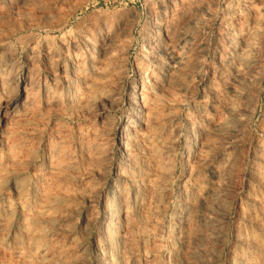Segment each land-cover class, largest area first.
<instances>
[{
  "label": "rangeland",
  "instance_id": "374dc122",
  "mask_svg": "<svg viewBox=\"0 0 264 264\" xmlns=\"http://www.w3.org/2000/svg\"><path fill=\"white\" fill-rule=\"evenodd\" d=\"M5 36L0 264H264V0H0Z\"/></svg>",
  "mask_w": 264,
  "mask_h": 264
},
{
  "label": "bare ground",
  "instance_id": "6f19581e",
  "mask_svg": "<svg viewBox=\"0 0 264 264\" xmlns=\"http://www.w3.org/2000/svg\"><path fill=\"white\" fill-rule=\"evenodd\" d=\"M70 21V19H67L66 21H64V23L63 24H60V25H58V26H54V27H52V28H50V32L52 31V32H58V31H63L64 29H65V26H66V24L68 23ZM108 27V26H107ZM64 32V31H63ZM62 32V33H63ZM53 34V33H52ZM10 36V35H9ZM54 37V36H53ZM60 37V36H59ZM6 39V36L5 37H2V38H0V42L2 43L4 40ZM11 39V38H10ZM64 39V38H63ZM61 41V40H60ZM59 41V42H60ZM65 41V40H64ZM5 42H7V41H5ZM48 42V41H47ZM60 43H63V42H60ZM68 43V42H67ZM48 44V43H47ZM64 44V43H63ZM62 45V44H61ZM3 46V45H2ZM48 46V45H47ZM60 46V45H59ZM65 46V45H64ZM1 48V47H0ZM50 49V48H49ZM54 49V48H53ZM63 49V48H62ZM48 50V49H47ZM49 51V50H48ZM167 51V50H166ZM169 51V50H168ZM10 52V51H9ZM55 52V51H54ZM49 53V52H48ZM47 53V54H48ZM58 53V52H57ZM73 53V52H72ZM77 54V53H76ZM169 54V53H168ZM173 54V53H172ZM4 55V54H3ZM50 56V55H49ZM55 56H56V54H55ZM3 57V56H2ZM8 57H10L9 55H8ZM53 58V57H52ZM77 58V57H76ZM170 58L173 60V58H172V56H170ZM54 59H55V57H54ZM9 60H11V59H9ZM8 60V61H9ZM71 60H72V58H71ZM2 61V60H1ZM7 61V62H8ZM48 61V60H47ZM174 61V60H173ZM13 62V61H12ZM49 62V61H48ZM61 62V61H60ZM52 63V62H51ZM50 63V64H51ZM48 64V63H47ZM55 64H57V62L55 63ZM61 64V63H60ZM98 64V63H97ZM1 65V64H0ZM12 65V64H11ZM61 66H63V65H61ZM173 66H174V64H173ZM108 67V64H106L105 66H102V64H101V66H99V68L100 69H106ZM175 67V66H174ZM3 68V67H2ZM5 68V67H4ZM72 68H73V66H72ZM77 69H78V67H76ZM1 69V68H0ZM174 69V68H173ZM9 70V69H8ZM69 70V69H68ZM2 71H3V69H2ZM73 73H74V71H75V69H73V70H71ZM72 73V74H73ZM82 73V72H81ZM74 75H77L76 73L74 74ZM144 75V74H143ZM78 76V75H77ZM1 77V76H0ZM64 78H65V76H64ZM75 78V77H74ZM5 79V78H4ZM62 79V78H61ZM71 79V78H70ZM7 80V79H6ZM9 80V79H8ZM11 80H13V79H11ZM10 80V81H11ZM15 80V79H14ZM37 80V79H36ZM35 80V78L33 79V73L32 72H29V74L27 75H24V76H20V77H18L17 78V81L19 82V86H20V88L21 89H25V91L24 92H26V99L24 100V103L22 102V104L21 105H25V102H26V105H27V102L31 99V90H33V89H31L34 85H35V83L37 82ZM75 80V79H74ZM9 81V82H10ZM16 81V82H17ZM45 81H47V80H45ZM66 80H64V82H65ZM71 81H73V80H71ZM70 81V82H71ZM139 81H141V85H142V89H141V91H139L138 89L136 90V94H135V96H134V99H131V101H130V109H129V111L130 112H132V114L131 113H129V115L130 116H128V126H127V128H126V130L123 132L122 131V134L119 136L120 137V146H121V148H127L128 147V143H129V138L132 136L131 135V131H130V127L132 126V124L131 123H133V122H135V121H137L138 123H140V125H141V123H143L144 122V118H146V117H149V115H150V109L148 110L147 108H146V106L148 105V103H149V101H150V98H149V95L151 94L150 92V94L148 95L146 92H145V85H146V79L144 78V76H142V75H140V77H138L137 78V80H136V83H137V85H139ZM39 82V81H38ZM58 82H60V81H58ZM1 83H3L2 81H1ZM0 83V84H1ZM45 84H44V86H43V91H44V93H45V95H46V93H48L49 92V85L46 83V82H44ZM61 83V82H60ZM73 83V82H72ZM148 83H150V82H148ZM75 84V83H74ZM81 84V83H80ZM2 85V84H1ZM42 85V84H41ZM40 85V86H41ZM68 85H69V83H68ZM73 85V84H72ZM98 85V84H97ZM100 85V84H99ZM98 85V86H99ZM4 86V85H3ZM2 86V87H3ZM60 86V85H59ZM101 86V85H100ZM42 87V86H41ZM51 87V86H50ZM70 87V86H69ZM73 87V86H72ZM140 87V86H139ZM65 88V87H64ZM74 88V87H73ZM77 88V87H76ZM141 88V87H140ZM20 89V90H21ZM31 89V90H30ZM51 89H52V87H51ZM79 89V88H78ZM96 89H97V87H96ZM99 89V88H98ZM148 89V88H147ZM59 90V89H58ZM70 90V89H69ZM73 90V89H72ZM85 90V89H84ZM92 90V89H91ZM34 91H35V89H34ZM60 91H62V90H60ZM80 91V90H79ZM90 91V90H89ZM65 92V91H64ZM68 92V91H67ZM87 92V91H86ZM57 93H58V91H57ZM72 93V92H71ZM77 93V92H76ZM75 93V94H76ZM80 93V92H79ZM109 93V92H108ZM55 94H56V92H55ZM60 94V93H59ZM74 94V95H75ZM82 94V97H83V93H81ZM87 94V93H86ZM35 95V94H34ZM72 95V94H71ZM80 95V94H79ZM89 95V94H88ZM110 95V94H109ZM114 94H112V96H113ZM47 96V95H46ZM78 96V94L75 96V97H77ZM81 96V95H80ZM87 96V95H86ZM32 97H33V95H32ZM55 97V96H54ZM68 97V96H67ZM74 98V97H73ZM81 98V97H80ZM83 98H85V97H83ZM88 98V97H87ZM93 98V97H92ZM106 98H107V96H106ZM112 98V97H111ZM132 98H133V96H132ZM153 98V97H152ZM12 99V98H11ZM33 99H34V97H33ZM32 99V100H33ZM46 99V98H45ZM55 99V98H54ZM78 99V98H77ZM86 99V98H85ZM75 100V99H74ZM81 100V99H80ZM113 100V99H112ZM155 100V99H154ZM153 100V101H154ZM22 101V100H21ZM77 101V100H76ZM85 101H87V100H85ZM110 101V100H109ZM30 102V101H29ZM57 102H58V100H57ZM84 103V102H83ZM155 103V102H154ZM2 104V103H1ZM1 104H0V106H1ZM79 104V103H78ZM4 105V104H3ZM11 105H14V109L16 110V109H18L17 107H21V106H18L19 105V103H14V102H12L11 103ZM25 105V106H26ZM150 105H152V103L150 104ZM24 106V108H27L28 107V105H27V107H25ZM29 107H31L30 105H29ZM1 108V107H0ZM7 108V107H6ZM22 108V107H21ZM150 108V107H149ZM156 108V107H155ZM11 109V108H10ZM152 109H154V108H152ZM24 110V109H23ZM4 111V110H3ZM7 111V110H6ZM14 111V110H13ZM25 111H27L26 109H25ZM5 112V111H4ZM15 112V111H14ZM128 112V111H127ZM3 113V112H2ZM16 113V112H15ZM147 119V118H146ZM149 119V118H148ZM156 120V119H155ZM149 122H150V120H149ZM153 122H155V121H153ZM134 125V124H133ZM138 125V124H137ZM136 126V125H135ZM144 127H146V126H144ZM156 127V126H155ZM132 128H133V126H132ZM131 128V129H132ZM139 128H140V126H139ZM135 129V128H134ZM144 129H146V128H144ZM149 129V128H148ZM155 129V128H154ZM138 130V129H137ZM136 130V131H137ZM140 130V129H139ZM138 130V131H139ZM135 131V132H136ZM143 131V130H142ZM140 132V131H139ZM150 132H152V130L150 131ZM264 133V132H263ZM144 134V133H143ZM139 136V135H138ZM142 136V135H141ZM144 137V136H143ZM142 137V138H143ZM152 137V136H151ZM141 139V138H140ZM145 139H147V138H145ZM154 139H155V137H154ZM119 142V141H118ZM143 141H141V143H142ZM146 142H148L147 140H146ZM137 143V142H136ZM149 143V142H148ZM154 144V143H153ZM130 146H131V144H130ZM139 148V147H138ZM132 149H133V146H132ZM123 150V149H122ZM126 150V149H125ZM129 151V150H128ZM131 151V150H130ZM263 151V150H262ZM122 152V151H121ZM106 153V152H105ZM130 153V152H129ZM128 153V154H129ZM262 153V152H261ZM260 153V154H261ZM127 155V154H126ZM130 155H132V154H130ZM262 155H264V154H262ZM107 155H105V157H106ZM125 156V155H124ZM123 156V157H124ZM132 156H134V155H132ZM134 158V157H133ZM136 158V157H135ZM127 160H129V159H127ZM131 160V159H130ZM131 163V162H130ZM264 166V165H263ZM123 170V169H122ZM135 175V174H134ZM264 175V174H263ZM127 179V178H126ZM262 180V179H261ZM260 181V180H259ZM131 184V183H130ZM134 185V184H133ZM117 186V185H116ZM150 186V185H149ZM117 188V187H116ZM119 188V187H118ZM116 190H112L111 189V191L109 192V193H111V195H112V197L113 198H115V196H116V192H115ZM100 192V191H99ZM118 194V193H117ZM131 194V193H130ZM133 194V193H132ZM251 194V193H250ZM253 194V193H252ZM119 195V194H118ZM253 195H255V194H253ZM256 196V195H255ZM262 196V195H261ZM105 197V196H104ZM122 197V196H121ZM126 197V196H125ZM106 198V197H105ZM128 198V197H127ZM248 198V197H247ZM253 198V197H252ZM255 198V197H254ZM107 199V198H106ZM249 199V198H248ZM259 199V198H258ZM119 200V199H118ZM253 200V199H252ZM257 200V199H256ZM122 201V200H121ZM125 202V201H124ZM130 202V201H129ZM248 202V201H247ZM250 202V201H249ZM112 203V202H111ZM121 203V202H120ZM262 203V202H261ZM129 204V203H128ZM133 204V203H132ZM145 204V203H144ZM253 204V203H252ZM255 204V203H254ZM106 205V204H105ZM105 205H104V207H105ZM107 205H109V201H108V203H107ZM113 205V204H112ZM124 205V204H123ZM131 205V204H130ZM254 206V205H253ZM108 207V206H107ZM106 207V208H107ZM119 207V206H118ZM125 207V206H124ZM131 207H133V206H131ZM122 208V207H121ZM251 208V207H250ZM259 208V207H258ZM109 209V208H108ZM257 209V208H256ZM251 210V209H250ZM255 210V209H254ZM262 210V209H261ZM246 211H248V210H246ZM252 211H253V209H252ZM251 211V212H252ZM123 212V211H122ZM130 211H128V213H129ZM245 212V211H244ZM249 212V211H248ZM257 212H259V211H257ZM261 212V211H260ZM124 213V212H123ZM128 213H126V214H128ZM253 213H254V211H253ZM246 214V213H245ZM133 215V214H132ZM247 215V214H246ZM245 215V216H246ZM252 215V214H251ZM254 216H255V214H253ZM252 215V216H253ZM105 216H106V214H105ZM109 216V215H108ZM122 216V215H121ZM126 216V215H125ZM129 217V216H128ZM107 218V217H106ZM127 218V217H126ZM111 219V218H110ZM247 219H249V217L247 218ZM257 219V218H256ZM264 219V218H263ZM124 220V219H123ZM244 220V219H243ZM254 220V219H253ZM260 220H262V218L260 219ZM260 220H259V222H260ZM258 221V220H257ZM264 221V220H263ZM109 222V221H108ZM111 222V221H110ZM253 222V221H252ZM107 225V224H106ZM109 225V224H108ZM111 226V225H110ZM256 226V225H255ZM254 226V227H255ZM263 226V225H262ZM251 228H252V226H251ZM256 228V227H255ZM108 230H110V229H108ZM240 231V230H239ZM252 231V230H251ZM108 233V232H107ZM241 236V235H240ZM248 236H250V235H248ZM237 237H239V236H237ZM244 238V237H243ZM250 238V237H249ZM240 239V238H239ZM244 239H246V238H244ZM251 240H252V238H251ZM242 241V240H241ZM248 241V240H247ZM255 242L256 241H254V244H255ZM262 242V241H261ZM241 243H243V242H241ZM250 243H252V241H250ZM263 245V244H262ZM254 246V245H253ZM258 246V245H257ZM252 247V246H251ZM255 247V246H254ZM263 247H264V245H263ZM260 248V247H259ZM254 249V248H253ZM256 249V248H255ZM263 251V250H262ZM261 251V252H262ZM252 253V252H251ZM232 255V254H231ZM235 255V254H234ZM255 255V254H254ZM251 256V255H250ZM249 258H251V257H249ZM246 259V258H245ZM254 259V258H253ZM252 259V260H253ZM256 260V259H255ZM237 261V260H236ZM244 261V260H243ZM246 261V260H245ZM254 261V260H253ZM231 262V261H230ZM241 263V262H240ZM231 264V263H230ZM241 264H243V263H241Z\"/></svg>",
  "mask_w": 264,
  "mask_h": 264
}]
</instances>
